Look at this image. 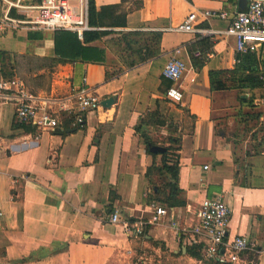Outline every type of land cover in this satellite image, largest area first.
I'll return each mask as SVG.
<instances>
[{
	"label": "crops",
	"instance_id": "0c3cea01",
	"mask_svg": "<svg viewBox=\"0 0 264 264\" xmlns=\"http://www.w3.org/2000/svg\"><path fill=\"white\" fill-rule=\"evenodd\" d=\"M6 1L20 4L9 12L20 20L25 19L20 7L40 4ZM94 1L97 8L121 4V0ZM133 2L124 5L130 8L126 27L112 31L138 33L147 39L159 33L160 55L108 81L106 73L124 69L121 54L112 45L118 36L95 44L105 50V65L78 60L54 66L49 63L56 60L54 33L2 22L8 9L2 3L0 83L21 82L55 111L84 86L100 103L109 98H115V103L111 114L100 103L86 113L81 130L72 129L62 114L58 129L38 131L35 126H19L10 94L0 93V264H111L134 254L137 244L160 246L172 256L201 263L205 261L202 244L180 238L172 223L178 220L182 227H192L200 203L217 198L230 210L228 237H243L252 246L240 254V264H264V151L253 153L264 145L258 133L264 123V90L213 91L210 73L231 72L236 67L234 39L169 31L193 12L232 15L246 11L249 2L142 0L138 10ZM228 24L199 18L195 27L223 32ZM171 59L186 68L177 84L183 94L179 104L167 100L166 92L173 84L162 76ZM2 64L8 79L1 76ZM242 95L254 99L255 111L241 109ZM240 111L263 116L253 125L245 124ZM153 113L164 125L142 127ZM149 145L177 149V186L185 206L170 208L158 225H148L140 238H130L122 224L148 222L161 205L146 173L152 164H160L166 151L151 153ZM114 213L118 224L109 223ZM192 247L200 249V260L186 254V248Z\"/></svg>",
	"mask_w": 264,
	"mask_h": 264
},
{
	"label": "built area",
	"instance_id": "2783aa9c",
	"mask_svg": "<svg viewBox=\"0 0 264 264\" xmlns=\"http://www.w3.org/2000/svg\"><path fill=\"white\" fill-rule=\"evenodd\" d=\"M249 7L245 12L229 15L226 12L212 13L193 12L188 15L182 25L169 29L172 32L191 35L226 36L234 39L237 54L253 53L264 47V0H247ZM8 5L2 22L13 26H24L27 29L55 33L59 31L73 33L82 39L85 32L92 29L88 25V0H41L37 6L20 7L25 13V19L10 17V9L19 7L6 0H0ZM209 21L218 19L228 22L223 32L202 30L195 27L198 19ZM186 68L180 61L171 59L164 66L163 78L170 81L171 86L166 92V98L172 103H181L183 94L177 84L183 78ZM0 93L10 94L14 111V120L18 125L35 126L38 131H54L61 125L60 116L65 114V121L74 130H81L85 123V114L99 107L98 97L87 87L71 93L70 100L56 111L50 104L29 92L19 81L0 83ZM73 102V106H72ZM264 103V101H263ZM168 208L157 206L148 222H133L122 224L124 233L130 238H140L146 226L158 225L169 213ZM230 210L219 198L203 200L199 205L196 223L190 227H182L178 220L172 225L180 238L189 237L194 242L202 244V257L210 264H240V254L247 253L252 248L250 242L243 238H229ZM3 213L0 209V218ZM120 219L116 213L109 218L110 224H118Z\"/></svg>",
	"mask_w": 264,
	"mask_h": 264
},
{
	"label": "trees",
	"instance_id": "16d2710c",
	"mask_svg": "<svg viewBox=\"0 0 264 264\" xmlns=\"http://www.w3.org/2000/svg\"><path fill=\"white\" fill-rule=\"evenodd\" d=\"M134 0H121L118 6H108L97 8L94 0H88V25L92 29L85 32L82 39H78L73 33L59 31L54 33V51L56 60L49 61L54 66L59 63L80 61L85 64L105 65V50L96 47L95 44L102 41V38L109 36H118V39L112 40V45L117 49L116 53L121 54V63L124 69L119 70L111 75L106 73V81L121 76L125 71L132 70L139 65L152 60L160 55L159 40L160 34H152L149 39L138 33H116L113 29H123L126 27V16L130 11L125 9L126 3ZM41 0H36L40 3ZM142 0L133 2L134 9L138 10L142 5ZM264 48V47H263ZM263 48L253 53L236 55V67L231 72L210 73V86L213 91L219 90H264V56ZM7 67L1 68V76L8 79ZM229 76V78H228ZM227 78V79H226ZM240 106L242 108L255 111L257 106L254 104L253 98H247L246 95L240 97ZM241 120L248 122H258L262 116V112H253L244 114L242 111L238 113ZM68 122V121H66ZM144 126H163V120L157 116V113L148 115ZM17 126V124H16ZM26 128L25 125H19ZM141 127V126H140ZM140 129L138 128L137 131ZM258 133L262 134L264 139V123H260ZM253 139L256 135L251 136ZM257 139V138H256ZM177 145L178 141H172ZM147 144V143H146ZM260 150L255 149L254 154L264 151V145H260ZM175 147H168L167 151L162 155L160 164L155 163L148 169L146 178L154 188V198L160 201L161 205L166 208H177L185 206V200L181 197L182 193L177 186L178 177V156L175 154ZM236 166L238 164L235 161ZM152 177L155 180H152ZM237 179V177H236ZM152 199V198H150ZM186 254L190 258L200 260V249L198 247L186 248Z\"/></svg>",
	"mask_w": 264,
	"mask_h": 264
},
{
	"label": "rangeland",
	"instance_id": "374dc122",
	"mask_svg": "<svg viewBox=\"0 0 264 264\" xmlns=\"http://www.w3.org/2000/svg\"><path fill=\"white\" fill-rule=\"evenodd\" d=\"M253 125L254 122L251 121ZM246 132V130H245ZM257 137H259L257 135ZM111 264H206L205 261L201 263H191L187 257L177 255L172 256L162 247L152 245L144 246L143 244H137L135 246V252L131 256L125 258H119L110 262Z\"/></svg>",
	"mask_w": 264,
	"mask_h": 264
},
{
	"label": "water",
	"instance_id": "95a60500",
	"mask_svg": "<svg viewBox=\"0 0 264 264\" xmlns=\"http://www.w3.org/2000/svg\"><path fill=\"white\" fill-rule=\"evenodd\" d=\"M114 103H115V98H109V99H106V100L102 101L100 103V107L103 110L108 109L109 114H111L112 113V106L114 105ZM149 151L151 153H154V154H163L166 151V149L162 148V147H158V146L149 145Z\"/></svg>",
	"mask_w": 264,
	"mask_h": 264
}]
</instances>
